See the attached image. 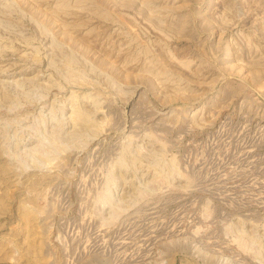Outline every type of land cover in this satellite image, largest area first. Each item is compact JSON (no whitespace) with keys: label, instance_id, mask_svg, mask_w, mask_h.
<instances>
[{"label":"rangeland","instance_id":"1","mask_svg":"<svg viewBox=\"0 0 264 264\" xmlns=\"http://www.w3.org/2000/svg\"><path fill=\"white\" fill-rule=\"evenodd\" d=\"M0 264H264V0H0Z\"/></svg>","mask_w":264,"mask_h":264}]
</instances>
